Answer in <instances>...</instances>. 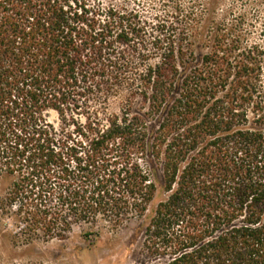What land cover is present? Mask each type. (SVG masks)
<instances>
[{
    "label": "trees",
    "instance_id": "trees-1",
    "mask_svg": "<svg viewBox=\"0 0 264 264\" xmlns=\"http://www.w3.org/2000/svg\"><path fill=\"white\" fill-rule=\"evenodd\" d=\"M134 3L0 0V209L30 239L136 220L146 262L264 264V47L201 0Z\"/></svg>",
    "mask_w": 264,
    "mask_h": 264
},
{
    "label": "rangeland",
    "instance_id": "rangeland-1",
    "mask_svg": "<svg viewBox=\"0 0 264 264\" xmlns=\"http://www.w3.org/2000/svg\"><path fill=\"white\" fill-rule=\"evenodd\" d=\"M111 1V0H102ZM138 5L147 18L161 12L162 0H113ZM188 6L191 0H183ZM206 14L214 12L220 21H237L242 19V29L248 33L251 43L264 47V0H201ZM121 100L114 98L111 111L119 112ZM141 106L136 103L137 110ZM50 119L57 121V114L50 112ZM156 129V124L154 128ZM11 179L0 176V198L6 195ZM161 184V181L159 182ZM163 193L160 194V198ZM22 223H16L12 214L0 209V264H154L143 260L141 255L142 232L139 221H132L116 234L105 233L90 243L82 234V227L75 226L66 239L44 238L30 239Z\"/></svg>",
    "mask_w": 264,
    "mask_h": 264
}]
</instances>
